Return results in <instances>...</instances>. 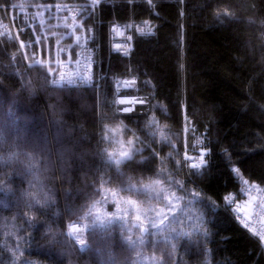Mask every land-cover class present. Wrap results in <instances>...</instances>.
Listing matches in <instances>:
<instances>
[{
    "label": "trees",
    "instance_id": "trees-1",
    "mask_svg": "<svg viewBox=\"0 0 264 264\" xmlns=\"http://www.w3.org/2000/svg\"><path fill=\"white\" fill-rule=\"evenodd\" d=\"M130 21L154 33L113 52L110 25ZM87 22L99 44L91 87L51 86L46 64L26 66L16 40L0 39V264H264L224 205L240 176L264 187V0H100ZM117 78L149 107L120 112ZM117 125L140 148L118 166L106 155ZM188 138L190 151L209 149L198 168L186 166ZM156 181L181 197L163 230L96 222L107 191L145 204Z\"/></svg>",
    "mask_w": 264,
    "mask_h": 264
},
{
    "label": "built area",
    "instance_id": "built-area-1",
    "mask_svg": "<svg viewBox=\"0 0 264 264\" xmlns=\"http://www.w3.org/2000/svg\"><path fill=\"white\" fill-rule=\"evenodd\" d=\"M98 3L93 4V0L67 2V1H47V0H11L6 3L0 0V39L12 38L19 45L20 56L23 63L29 66L34 63L46 64L49 70V81L53 87H87L94 86L98 82V37L97 31L93 24L87 20L93 16L99 6ZM69 21L81 29L79 33L71 31ZM66 21V22H65ZM76 28V29H77ZM141 29L147 33L149 30L154 33V29L150 22L136 23L130 21L128 23H112L109 28L110 32V48L115 53L123 54L128 49V54L134 47V39L136 35L144 36ZM64 33L63 37H67L63 46L58 45V51L53 56L56 60H45L47 51L41 50L40 39L52 38L53 35ZM122 33V34H121ZM28 35V39L23 40L21 36ZM62 37V39H63ZM79 37V40H77ZM71 42L70 44H68ZM34 44V46H33ZM23 45V47L21 46ZM119 45V49L116 47ZM23 48V50H22ZM34 55L33 59L27 54ZM124 55V54H123ZM11 62L16 65V55L10 54ZM78 62V63H77ZM55 63L54 69H49L50 65ZM76 72L81 75L87 74L91 77L90 84H83L77 80L75 85H69V78L75 79ZM133 86L132 79L117 78L116 88L118 90L117 103L119 111L123 113L134 112L139 108H148L150 101L149 96L144 93H123L125 89ZM124 100L125 103H120ZM133 109L124 112L122 109ZM209 149L206 148L204 142H200L197 149L190 151L185 150V160L187 168L193 164L200 166L207 162ZM203 157V159H201ZM250 202L249 209L246 206ZM224 205L228 207L235 219L244 226L251 234L259 239L264 249V187L249 181L240 176V191L230 193ZM243 221V224L240 220ZM246 225V226H245Z\"/></svg>",
    "mask_w": 264,
    "mask_h": 264
},
{
    "label": "rangeland",
    "instance_id": "rangeland-1",
    "mask_svg": "<svg viewBox=\"0 0 264 264\" xmlns=\"http://www.w3.org/2000/svg\"><path fill=\"white\" fill-rule=\"evenodd\" d=\"M68 22L71 26L72 32L79 33L81 31V29L77 28L74 23L69 20ZM63 36L64 33H54L53 37L49 38V40L44 38L40 39L41 50H44L45 52L47 51L48 54L47 56L44 55L45 58L43 59H49L51 61L56 60L53 56H55V53H57L59 45L63 46L65 44L64 40L71 35L67 36L66 38ZM57 42L59 43V45L54 52ZM70 43L71 42H69L68 44ZM33 56L34 55L29 54L30 59H33ZM55 66L56 65L54 63L53 65L49 66V69L52 70L55 68ZM185 129L186 136H189V123L186 124ZM115 138L116 140H122L125 148L129 147V141L132 142V156L140 150L139 146L136 145L134 138H124L121 132ZM192 145H190L188 138L187 148H192L190 147ZM117 150H120L119 143H116L114 148L110 152H116ZM156 182H158L159 185L154 187L155 189L151 192V195H155V197L154 199H148L147 203L145 204L138 200H135L132 197L120 194L116 190L107 191V193L96 204L94 208L96 222L105 224L111 222L112 220H122L127 224V227L131 231L139 230V237H143V234L147 233L149 230H151V232H155L160 229L163 230V228L167 227L171 222H173L172 218L181 205V197L172 187L161 184L159 181ZM117 204L119 205V208H117ZM164 217L168 218L164 219ZM162 219L164 220L163 224L160 223ZM153 224H155L156 227H153ZM84 233V225L76 224L69 227L70 238L75 241L80 248H82L84 245H80L78 243V240L83 239L85 241Z\"/></svg>",
    "mask_w": 264,
    "mask_h": 264
},
{
    "label": "snow or ice",
    "instance_id": "snow-or-ice-1",
    "mask_svg": "<svg viewBox=\"0 0 264 264\" xmlns=\"http://www.w3.org/2000/svg\"><path fill=\"white\" fill-rule=\"evenodd\" d=\"M99 0H93V4L95 3H98ZM149 2H151V0H149ZM142 34H152L151 31L149 30L147 33L144 32L143 29L140 30ZM122 34V33H121ZM77 40H79V37H77ZM23 47V45H21ZM118 49H119V45L116 46ZM124 55H127L128 54V49H125L124 52H123ZM78 63V62H77ZM75 76V79L73 78H69L67 80V83L69 85H75L77 80H79L80 83H83V84H90L91 83V77L87 74H84V75H81L79 72H76L75 74H73ZM120 103H125L124 100H121ZM133 109H130V108H124L122 109V111L124 112H129V111H132ZM106 132H109L111 133V137H112V140H113V143H117V140L115 139L116 137V132H117V129L115 128H107L106 129ZM105 139H109V137L106 135L105 136ZM119 145H120V150H117L116 152H107L106 155H107V158L110 162L114 163L115 165H120L124 160H128V159H131L132 158V154H133V148H132V142L129 141V147L128 148H125L124 147V144H123V141L120 140L119 141ZM201 159H203V157H201ZM192 167L194 168H198L199 165L197 164H193ZM233 171H236V170H233ZM151 186H148L146 185L145 188H150ZM117 208H119V205L117 204ZM168 217H164V219H167ZM237 219L240 220V217L237 216ZM240 222L243 224V221L240 220ZM161 224L164 223V220L162 219L160 221ZM153 227H156L155 224L152 225ZM246 226V225H245ZM78 243L80 245H84L85 244V241L83 239H79L78 240Z\"/></svg>",
    "mask_w": 264,
    "mask_h": 264
},
{
    "label": "clouds",
    "instance_id": "clouds-1",
    "mask_svg": "<svg viewBox=\"0 0 264 264\" xmlns=\"http://www.w3.org/2000/svg\"><path fill=\"white\" fill-rule=\"evenodd\" d=\"M114 128L117 129V132L115 134H116V136H118L120 134V132H121V128H120L119 125L115 126ZM119 141L120 140H117V143H119Z\"/></svg>",
    "mask_w": 264,
    "mask_h": 264
},
{
    "label": "crops",
    "instance_id": "crops-1",
    "mask_svg": "<svg viewBox=\"0 0 264 264\" xmlns=\"http://www.w3.org/2000/svg\"><path fill=\"white\" fill-rule=\"evenodd\" d=\"M248 204L246 205L247 207H248V209H249V204H250V202H249V200L248 201H246Z\"/></svg>",
    "mask_w": 264,
    "mask_h": 264
}]
</instances>
